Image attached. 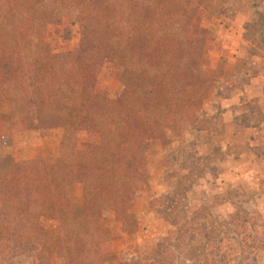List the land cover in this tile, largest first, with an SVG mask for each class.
I'll list each match as a JSON object with an SVG mask.
<instances>
[{
	"label": "trees",
	"instance_id": "1",
	"mask_svg": "<svg viewBox=\"0 0 264 264\" xmlns=\"http://www.w3.org/2000/svg\"><path fill=\"white\" fill-rule=\"evenodd\" d=\"M228 1L0 0V104L62 131L51 163H0V264H53L55 254L62 264L108 261L100 215L129 216L150 143L200 122L212 82L202 74L206 37L192 21L202 11L220 17ZM63 20L91 45L62 51L47 41L46 27ZM101 56L120 63L127 100L94 91ZM80 132L97 140L80 147Z\"/></svg>",
	"mask_w": 264,
	"mask_h": 264
},
{
	"label": "rangeland",
	"instance_id": "2",
	"mask_svg": "<svg viewBox=\"0 0 264 264\" xmlns=\"http://www.w3.org/2000/svg\"><path fill=\"white\" fill-rule=\"evenodd\" d=\"M225 7L220 17L202 11L192 21L206 37L202 74L212 82L198 109L200 122L150 143L147 177L138 184L129 216L101 213L111 234L105 264L130 258L147 264H264V0H229ZM45 34L62 51L91 45L67 20L48 25ZM120 72L118 61L99 57L94 91L127 100ZM61 134L58 127L12 116L8 104H0V163L36 156L51 163ZM96 137L78 133L80 147ZM6 195L0 189V198ZM80 201L77 184L73 203ZM51 262L62 264L59 254Z\"/></svg>",
	"mask_w": 264,
	"mask_h": 264
},
{
	"label": "crops",
	"instance_id": "3",
	"mask_svg": "<svg viewBox=\"0 0 264 264\" xmlns=\"http://www.w3.org/2000/svg\"><path fill=\"white\" fill-rule=\"evenodd\" d=\"M262 126H263V124H260V126H259V127L261 128ZM261 132H264V131L262 130ZM256 133H257V131H256ZM258 134H260V133H258Z\"/></svg>",
	"mask_w": 264,
	"mask_h": 264
}]
</instances>
